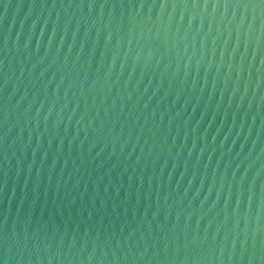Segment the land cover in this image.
Masks as SVG:
<instances>
[{
  "label": "water",
  "instance_id": "water-1",
  "mask_svg": "<svg viewBox=\"0 0 264 264\" xmlns=\"http://www.w3.org/2000/svg\"><path fill=\"white\" fill-rule=\"evenodd\" d=\"M0 264H264V3L0 0Z\"/></svg>",
  "mask_w": 264,
  "mask_h": 264
},
{
  "label": "snow or ice",
  "instance_id": "snow-or-ice-1",
  "mask_svg": "<svg viewBox=\"0 0 264 264\" xmlns=\"http://www.w3.org/2000/svg\"><path fill=\"white\" fill-rule=\"evenodd\" d=\"M262 3H264V0H261Z\"/></svg>",
  "mask_w": 264,
  "mask_h": 264
}]
</instances>
